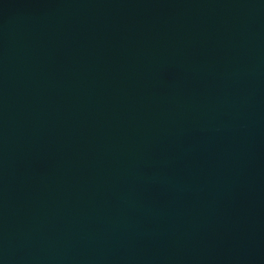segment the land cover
I'll return each mask as SVG.
<instances>
[{
  "label": "water",
  "instance_id": "obj_1",
  "mask_svg": "<svg viewBox=\"0 0 264 264\" xmlns=\"http://www.w3.org/2000/svg\"><path fill=\"white\" fill-rule=\"evenodd\" d=\"M0 264H264V0H0Z\"/></svg>",
  "mask_w": 264,
  "mask_h": 264
}]
</instances>
